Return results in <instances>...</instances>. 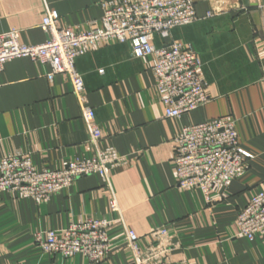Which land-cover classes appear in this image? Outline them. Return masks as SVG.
<instances>
[{
    "label": "crops",
    "instance_id": "1",
    "mask_svg": "<svg viewBox=\"0 0 264 264\" xmlns=\"http://www.w3.org/2000/svg\"><path fill=\"white\" fill-rule=\"evenodd\" d=\"M104 1L0 0V33L18 30L23 43L45 42L46 7L58 11L62 25L87 30L91 21L100 23ZM195 8L199 20L154 42L193 45L211 101L180 118L165 117L154 58H136L129 43L111 41L76 61L101 130L97 145L68 78L50 80V64L25 57L4 64L0 159L21 153L38 170L62 169L100 149L123 162L110 167L108 182L98 173L83 176L48 201L0 190V264H87L80 254L45 252L36 237L93 217L116 219L109 229L112 254L101 264H130L127 230L137 233L144 249L163 226L177 245L168 264H264V236L250 240L236 222L250 197L264 192L263 0H196ZM210 11L213 17H207ZM227 115L236 119L240 145L254 157L228 188L216 187V201L208 203L201 189L178 187L174 139L182 126ZM113 198L119 212L111 210Z\"/></svg>",
    "mask_w": 264,
    "mask_h": 264
},
{
    "label": "built area",
    "instance_id": "2",
    "mask_svg": "<svg viewBox=\"0 0 264 264\" xmlns=\"http://www.w3.org/2000/svg\"><path fill=\"white\" fill-rule=\"evenodd\" d=\"M195 4L196 0H106L100 23L91 21L87 30L62 25L58 11L46 7L41 23L48 35L45 42L23 43L18 30L0 33V71L7 61L15 58L50 64L52 71L47 74L50 80L57 74L70 80L91 141L97 145L101 130L76 61L111 41L129 43L134 57L154 58L155 89L165 107L164 115L180 118L211 101L201 74L203 62L191 43L172 41L157 46L154 41L156 36L165 39L172 36L175 28L199 20ZM214 15L210 11L207 17ZM174 143L178 187L201 189L208 203L216 201L212 191L216 187L228 188L247 170L254 157L240 145L232 115L182 126ZM122 162V157L98 149L95 156L72 160L62 169L38 170L30 156L8 154L0 159V190L48 201L83 176L98 173L108 182L110 167ZM226 196L221 194V198ZM110 205L112 212H119L114 198ZM115 222L109 217L87 218L65 229L38 233L36 242L45 252L64 257L80 254L87 264H101L111 257L109 229ZM236 222L240 235L250 240L256 235L264 236L263 191L251 196L240 209ZM125 238L131 253L130 264H168L177 247L166 226L152 232L153 240L144 249L135 231L127 230Z\"/></svg>",
    "mask_w": 264,
    "mask_h": 264
},
{
    "label": "water",
    "instance_id": "3",
    "mask_svg": "<svg viewBox=\"0 0 264 264\" xmlns=\"http://www.w3.org/2000/svg\"><path fill=\"white\" fill-rule=\"evenodd\" d=\"M263 4H264V0H263Z\"/></svg>",
    "mask_w": 264,
    "mask_h": 264
},
{
    "label": "trees",
    "instance_id": "4",
    "mask_svg": "<svg viewBox=\"0 0 264 264\" xmlns=\"http://www.w3.org/2000/svg\"><path fill=\"white\" fill-rule=\"evenodd\" d=\"M251 198V197H250ZM249 201V200H248ZM247 205V204H246Z\"/></svg>",
    "mask_w": 264,
    "mask_h": 264
}]
</instances>
